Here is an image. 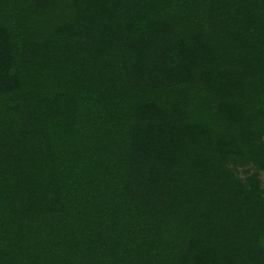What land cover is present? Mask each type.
<instances>
[{"label":"trees","instance_id":"1","mask_svg":"<svg viewBox=\"0 0 264 264\" xmlns=\"http://www.w3.org/2000/svg\"><path fill=\"white\" fill-rule=\"evenodd\" d=\"M264 0H0V264H264Z\"/></svg>","mask_w":264,"mask_h":264},{"label":"rangeland","instance_id":"2","mask_svg":"<svg viewBox=\"0 0 264 264\" xmlns=\"http://www.w3.org/2000/svg\"><path fill=\"white\" fill-rule=\"evenodd\" d=\"M260 178H261L262 186H263V189H264V172H261Z\"/></svg>","mask_w":264,"mask_h":264}]
</instances>
